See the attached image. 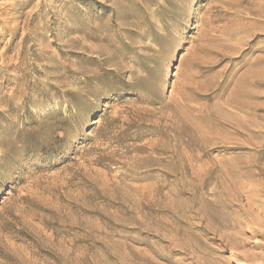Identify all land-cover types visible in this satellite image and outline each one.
Instances as JSON below:
<instances>
[{"label": "rangeland", "instance_id": "374dc122", "mask_svg": "<svg viewBox=\"0 0 264 264\" xmlns=\"http://www.w3.org/2000/svg\"><path fill=\"white\" fill-rule=\"evenodd\" d=\"M0 264H264V0H0Z\"/></svg>", "mask_w": 264, "mask_h": 264}]
</instances>
